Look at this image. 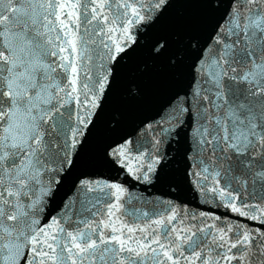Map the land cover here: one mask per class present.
<instances>
[{"label": "snow or ice", "instance_id": "obj_1", "mask_svg": "<svg viewBox=\"0 0 264 264\" xmlns=\"http://www.w3.org/2000/svg\"><path fill=\"white\" fill-rule=\"evenodd\" d=\"M0 264H264V0H0Z\"/></svg>", "mask_w": 264, "mask_h": 264}]
</instances>
